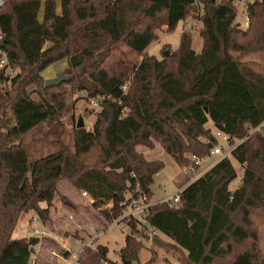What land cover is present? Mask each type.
<instances>
[{
	"label": "trees",
	"instance_id": "trees-1",
	"mask_svg": "<svg viewBox=\"0 0 264 264\" xmlns=\"http://www.w3.org/2000/svg\"><path fill=\"white\" fill-rule=\"evenodd\" d=\"M3 1L0 61L5 56L7 63L0 85H9L0 87V264H33L41 240L14 239L13 233L23 214L34 211L45 219L40 203L54 201L60 182L87 192L107 228L135 199L153 203L154 177L165 162L148 160L137 147L154 148L157 141L180 169L193 165L199 171L193 157L211 156L217 144L208 124L234 139L264 124V75L240 62L244 54L264 53V0L248 7L247 28L238 26L233 0H198V8L193 0H60V12L58 0ZM200 7L201 52L183 33L171 55L159 60L148 54L159 31L174 33ZM123 47L141 62L124 59ZM61 60L68 61L70 80L46 87L42 73ZM8 69L12 80L5 77ZM63 85L89 100L108 99L92 130H76L74 154L29 161L22 137L58 114L61 100L51 92ZM125 109L129 114L122 117ZM232 157L243 169L234 191L237 169L225 158L187 185L177 204L158 202L149 209L147 222L186 253L187 264L228 257L232 264H264V127ZM145 237H126L121 264L139 262ZM108 254L106 245L97 244L84 248L79 262L119 264Z\"/></svg>",
	"mask_w": 264,
	"mask_h": 264
},
{
	"label": "rangeland",
	"instance_id": "rangeland-1",
	"mask_svg": "<svg viewBox=\"0 0 264 264\" xmlns=\"http://www.w3.org/2000/svg\"><path fill=\"white\" fill-rule=\"evenodd\" d=\"M217 2H220V0H217ZM58 11L60 12V0H58ZM203 13L202 7L199 10H193L187 19L179 24L174 33H168L163 28L159 31V40L151 45L148 54L155 56L159 60L164 58L166 51H169L171 55L179 48L180 36L183 33L192 36V48L198 53L201 52L204 45V40L200 35L203 28L201 22ZM42 15L43 10L40 16L42 17ZM237 22H243L241 14L238 15ZM121 54L124 59L136 62H141L142 60V56L132 53L127 47L122 48ZM240 62L257 73L264 75V53L244 54L240 56ZM3 67L0 65V69H4ZM67 67V60L58 61L42 73L43 79L65 75ZM5 75L7 79L12 80L15 73L12 69H8ZM5 85L9 84H1L0 87H6ZM129 85V83L126 84L125 91H128ZM30 91L32 93L33 90ZM51 93L58 95L61 100L60 106L57 105L59 107L58 114L24 135L21 140L29 161H35L59 152L68 155L74 154L79 119L82 118L84 120V129L87 131L92 130L97 115L101 111L99 107H94L90 104L85 92L72 90L67 85H63L60 90H54ZM32 97L35 100H39V96L36 93H33ZM6 112L9 118L12 117L9 109ZM128 114L129 110L125 109L122 117H127ZM207 127L213 129L212 124H208ZM154 145V148L139 146L137 150L143 153L148 160H162L165 162V169L161 174L154 177V184L152 185L154 193L152 201L153 203H158L166 197L175 195L178 192V188L183 183H186V178L182 170L176 165L171 156L166 153L160 143L156 141ZM94 160L98 161L96 155ZM218 160L213 156L206 157L203 159L201 167L204 171H207L211 168V164ZM231 161L237 169L238 175V178L230 185V189L235 190L241 182L243 169L233 157ZM58 189V194L51 204L40 203V208L46 210L45 219H41L36 212L31 211L20 217L14 230V239L38 238L41 240V243L35 247L36 254L33 255V262L35 264H71L73 261L69 257L70 254L66 256L63 253L65 251L63 245L67 244L73 254L78 255L87 243L93 241L94 245H106L109 249L108 258L121 264L119 251L125 244L127 234L121 231V227H113L110 230V226L114 221L107 228H104L103 217L100 211L92 207V199L84 197L82 191L77 190L70 182H60ZM127 211L128 208L116 220L125 222L124 215ZM35 230L41 233V237L34 235ZM144 234L147 235L145 232ZM170 243L171 241L162 234L153 238L145 237L144 246L140 250L137 264H187L186 253L177 247H171ZM241 248L237 247L236 251L242 250ZM260 249L262 255H264V226L260 231ZM232 259L228 257L217 260L214 264H232Z\"/></svg>",
	"mask_w": 264,
	"mask_h": 264
},
{
	"label": "built area",
	"instance_id": "built-area-1",
	"mask_svg": "<svg viewBox=\"0 0 264 264\" xmlns=\"http://www.w3.org/2000/svg\"><path fill=\"white\" fill-rule=\"evenodd\" d=\"M262 0H233V4L235 8L237 9L238 13L242 15L243 17V22H240L238 26L247 28L250 25V18L247 12V9L250 5L255 4L256 2H259ZM194 6L198 7V0H193ZM4 5V1L0 0V8ZM2 39V36L0 35V41ZM7 63L6 57L3 56V58L0 61L1 67L5 66ZM85 94V93H84ZM86 95V94H85ZM106 97H99L96 99H91L90 104L94 107H99L101 106L102 101H105ZM262 127L258 126L257 128H253L250 130L249 135L245 138L242 139H234L230 137L229 135L223 133L222 131H219L217 129H212L213 130V135L214 138L217 140V144L214 145L213 150L211 152V156L216 157L219 159L218 161H214L211 164V167H213L215 164H217L220 160L228 158L231 159L233 156V151L242 143H244L251 134L255 132L262 131ZM203 141L209 145L212 143L211 139H203ZM193 160H195V164L201 165L203 159H198L196 157H193ZM182 172L186 178V183H183L180 188H178V192L171 196V197H166L163 201L161 202H171L173 204H177L180 200V193L183 191V189L189 185L190 183H193L195 180L200 178L206 171L203 169H200L199 171L194 169L193 165L185 166L182 169ZM159 175V174H157ZM156 175V176H157ZM83 196L86 198H90V195L87 192H83ZM92 202V200H91ZM152 202H150L147 197H140L139 199H135L131 205L128 207V211L125 213L124 221L120 220H114V223L110 226V230L113 227H121V231L123 233H126L127 236H130L132 238L139 239L140 233L145 232L150 238H153L155 236H158L160 233L157 231L154 227L150 226V224L147 222V217L149 213V209L152 206ZM132 222H136L137 224V229L132 230L131 224ZM41 233L37 230L34 231V235L36 237H41ZM43 234V233H42ZM65 251H67L70 255L69 257L72 259L73 262L71 264H80L79 258H80V253L78 255L73 254V252L69 249V246L67 244L63 245ZM91 247L94 248V242L90 241L87 243L84 248ZM83 248V249H84ZM35 264V262H33ZM103 264H110L109 260L103 261Z\"/></svg>",
	"mask_w": 264,
	"mask_h": 264
},
{
	"label": "water",
	"instance_id": "water-1",
	"mask_svg": "<svg viewBox=\"0 0 264 264\" xmlns=\"http://www.w3.org/2000/svg\"><path fill=\"white\" fill-rule=\"evenodd\" d=\"M168 55H169V51H166L165 56H168ZM69 80H70V77H68L66 75H60V76H57V77H54L51 79H46L45 80V86L48 88L49 87H56V86L62 84L63 82H67ZM84 127H85L84 120L82 118H80L78 125H77V128L81 129ZM32 251L34 252V249H32ZM133 264H137V262L135 261V262H133Z\"/></svg>",
	"mask_w": 264,
	"mask_h": 264
},
{
	"label": "crops",
	"instance_id": "crops-1",
	"mask_svg": "<svg viewBox=\"0 0 264 264\" xmlns=\"http://www.w3.org/2000/svg\"><path fill=\"white\" fill-rule=\"evenodd\" d=\"M155 49H156V47H155ZM152 54H154V53H152ZM201 169H202V167H201ZM160 174H161V173H160ZM238 186H239V185H238ZM238 186H237V187H238ZM232 191H234V190H232Z\"/></svg>",
	"mask_w": 264,
	"mask_h": 264
}]
</instances>
